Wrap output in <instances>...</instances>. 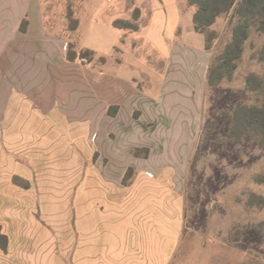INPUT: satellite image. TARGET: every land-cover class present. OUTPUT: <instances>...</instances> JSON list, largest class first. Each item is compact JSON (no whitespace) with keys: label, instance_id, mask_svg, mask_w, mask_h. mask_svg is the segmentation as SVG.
Segmentation results:
<instances>
[{"label":"crops","instance_id":"crops-1","mask_svg":"<svg viewBox=\"0 0 264 264\" xmlns=\"http://www.w3.org/2000/svg\"><path fill=\"white\" fill-rule=\"evenodd\" d=\"M49 1L0 0V94L4 87L9 88L7 99L0 101V121L6 112L2 113L15 103V89L22 92L27 88L28 97L20 100L38 107L43 119L63 125L70 116L84 114L86 120L90 117L98 124L105 123L103 131L100 124L93 131L92 149L97 156L90 160V192H83L81 186L74 195L73 264H171L179 244L180 170L192 151L196 89L202 86L183 60V50L189 53L192 46L184 44L180 50L174 41L162 51L149 37L154 22V0H150L152 11L143 37L165 67L157 69L150 64L144 84L138 79V69L128 66L122 56L128 42L119 52L121 58L114 54L123 35L112 25L114 13L106 22L119 30V35L110 51L99 52L83 34L81 17L85 12L93 9L91 19L96 18L116 0H111L113 5L82 0L79 45L96 57L105 56L106 64L80 66L68 58V41L46 27ZM191 31L195 33L193 20ZM160 38L158 35L157 40ZM18 100L16 97V103ZM58 101L62 108L56 105ZM151 120L161 126L150 131L154 139L148 141L144 124ZM15 130H0V135L17 144L16 138L22 135ZM29 138L26 146L31 151L34 143ZM11 164L15 170L16 164ZM130 170L132 177L126 184ZM14 173L31 178L28 173ZM13 175L0 172V227L8 238L7 249L0 247V264H67L66 226L60 223L65 221L66 208L58 210L57 236L53 235L49 225L35 218L36 201L43 206L46 193L37 196L31 188L15 183Z\"/></svg>","mask_w":264,"mask_h":264},{"label":"rangeland","instance_id":"rangeland-1","mask_svg":"<svg viewBox=\"0 0 264 264\" xmlns=\"http://www.w3.org/2000/svg\"><path fill=\"white\" fill-rule=\"evenodd\" d=\"M103 1L104 5L112 4L111 0ZM241 1L237 0L232 9L219 14L213 24L201 31L195 30V33L191 31V21L196 5H191L188 0H154L152 5L154 22L149 37L159 43L162 51H167L174 41L179 43L180 50L184 44L191 45L189 53L183 50V60L189 69H193L196 83L202 85L196 89L192 151L185 167L181 169L179 165V244L171 264H264V136L243 133L234 122V113L239 106H264V30L260 29L259 23L250 26L249 37L236 60L232 76L214 84L209 81L210 71L218 64L217 58L232 41L235 26L243 20L238 12ZM60 2L64 0H54L52 6L47 7L48 19L56 21V31L60 30L65 16L58 7ZM72 4L80 5L78 2ZM75 7L73 11L77 9L79 19L83 8ZM112 7L93 19V9H88L81 17L85 23L82 30L86 41L102 53L112 49L111 45L119 35V30L106 22L110 20L109 14L114 13L118 20L142 27L152 11L136 7L130 0L118 3L116 0ZM158 35L161 40H157ZM64 38L68 41L67 53L76 52L73 61L77 65L101 67L106 64L105 56L96 57L90 50L82 48L75 38L68 35ZM126 40L128 47L122 56L128 66L138 69V79L145 84L150 64L162 69L165 62L144 41L143 31L129 34ZM79 54L87 61H80ZM115 55L121 58L119 52ZM206 68L208 74L204 79ZM28 90L15 89V103L12 101L13 104L8 106L10 110L2 113L6 112L2 115L0 130L13 128L22 136L12 145L11 137L0 135V172L4 176L13 173L15 183L31 188L37 196L46 193L43 206H40V200L36 201L35 218L49 225L53 235L57 236L58 210L66 208L65 221L60 223L66 226L67 264H73L74 195L81 186L83 192H90V160L92 155L95 159L97 156L92 149L94 133L97 125L100 124L102 131L106 125L98 124L90 117L86 120L84 114L70 116L63 125L43 119L38 107L20 100L28 97ZM8 92L9 88L2 89L0 101L7 99ZM16 97L20 100L18 103ZM61 104L60 101L56 103L62 108ZM160 123L151 120L144 124L145 139H154L149 136L150 131H155ZM28 137H32L29 139L34 143L31 151L26 146ZM11 163L16 164L18 173H28L31 178L27 180L14 173ZM132 173L130 170L126 175V184ZM64 195L65 201L62 200ZM165 205L164 202V208Z\"/></svg>","mask_w":264,"mask_h":264},{"label":"trees","instance_id":"trees-1","mask_svg":"<svg viewBox=\"0 0 264 264\" xmlns=\"http://www.w3.org/2000/svg\"><path fill=\"white\" fill-rule=\"evenodd\" d=\"M50 0L47 4L52 6ZM62 0H57V2ZM191 5H196L197 10L194 12L193 21L195 23V30L201 31L204 27L209 26L215 22L219 14L232 9L237 0H188ZM65 2H67L65 4ZM71 2H78L80 5L76 7ZM132 5L143 9H151L150 0H130ZM64 16V21L61 23L59 31L55 30L56 21L46 20L47 29L56 35L70 38H75L76 42L81 41V33L79 32V19L76 16L78 11L75 8H82V0H64L60 2ZM238 12L243 20H240L234 28L232 41L227 45L224 53L217 58V66L210 71L209 81L214 84L225 77H231L236 68V60L243 52L244 43L249 37V28L253 23H259L260 29L264 30V0H242L239 4ZM47 13V10H46ZM151 11L148 13V20L142 27L132 25L130 21L118 20L115 18L112 25L123 31L120 44L114 47V54L122 50V46L127 43L129 34L143 31L149 23ZM73 19V20H71ZM257 19V20H256ZM26 21L22 23V29H25ZM132 32V33H131ZM89 55L88 52H85ZM68 58L73 60L76 58V52H68ZM234 122L237 127H240L243 133L252 132L255 135L264 136V106L262 107H247L239 106L234 113ZM8 238L2 234L0 227V247L7 249Z\"/></svg>","mask_w":264,"mask_h":264},{"label":"built area","instance_id":"built-area-1","mask_svg":"<svg viewBox=\"0 0 264 264\" xmlns=\"http://www.w3.org/2000/svg\"><path fill=\"white\" fill-rule=\"evenodd\" d=\"M78 59H79L80 61H87V58H85L84 56H81L80 54H79V56H78Z\"/></svg>","mask_w":264,"mask_h":264}]
</instances>
